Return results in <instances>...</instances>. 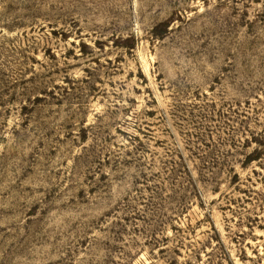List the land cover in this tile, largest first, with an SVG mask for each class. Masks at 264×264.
<instances>
[{"label":"rangeland","instance_id":"1","mask_svg":"<svg viewBox=\"0 0 264 264\" xmlns=\"http://www.w3.org/2000/svg\"><path fill=\"white\" fill-rule=\"evenodd\" d=\"M0 264H264V0H0Z\"/></svg>","mask_w":264,"mask_h":264}]
</instances>
